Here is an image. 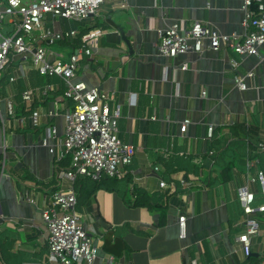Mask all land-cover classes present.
Masks as SVG:
<instances>
[{
    "label": "crops",
    "instance_id": "crops-1",
    "mask_svg": "<svg viewBox=\"0 0 264 264\" xmlns=\"http://www.w3.org/2000/svg\"><path fill=\"white\" fill-rule=\"evenodd\" d=\"M122 3L107 1L87 19L49 14L44 20L46 29L63 34L103 30L73 81L114 93L120 136L135 154L124 177H79L74 185L76 211L99 246L96 264H264V212L254 215L261 232L252 238L251 255L237 241L246 229L238 189L264 171V47L248 56L231 47L214 51L208 42L201 52L176 57L158 50L162 31L172 25L189 30L196 21L244 36V0ZM80 44L48 45L49 59L67 60ZM30 56L15 55L0 71V264H52L42 213L54 191L71 185L64 177L70 157L59 161L43 144L50 127L65 135L72 107L67 86L58 76H41ZM237 75L246 77V90L237 86ZM28 90L30 101L23 97ZM250 189L255 207L263 205L260 183L251 182ZM143 199L166 202V215L139 205Z\"/></svg>",
    "mask_w": 264,
    "mask_h": 264
},
{
    "label": "built area",
    "instance_id": "built-area-1",
    "mask_svg": "<svg viewBox=\"0 0 264 264\" xmlns=\"http://www.w3.org/2000/svg\"><path fill=\"white\" fill-rule=\"evenodd\" d=\"M107 1L111 0H0V71L9 68L15 55H25L26 58L31 55L33 68L41 75L58 76L65 81L66 100L72 101V107L66 114L64 137L60 138L57 128L53 126L49 128L48 138L43 143L57 160L71 159L70 167L64 172L71 185L54 191L51 205L42 213L49 230L48 261L52 264H79L83 261L96 264L99 246L76 211L78 200L74 185L79 177L94 181H100L105 176L122 178L135 158L133 147L124 143L120 136L118 124L121 106L115 103L114 93L73 81L83 55L93 56L103 30L96 27L85 33L72 30L63 34L44 26L49 14L67 19L93 17ZM128 1L123 0L122 6L126 7ZM255 2L259 10L257 14L252 9ZM244 9L247 29L244 36L221 33L202 21H196L185 31L172 25L161 32L159 53L165 57H176L192 50L201 52L204 43L208 42L207 47L214 51L231 47L241 56L259 55L264 47V0H244ZM65 39L79 40L81 44L69 59L51 61L48 45ZM233 66L237 69L238 63L233 61ZM183 69H187V65ZM253 75L250 72L247 77ZM235 81L241 90L247 89L245 76L237 75ZM23 97L30 101L32 91H26ZM131 102L135 103L134 95ZM39 117L40 113L34 111L32 118L35 125L39 124ZM189 123V120L183 123L182 133L187 131ZM213 134L214 127L210 126L209 137H213ZM259 150L264 151V142L260 143ZM248 182V185L238 189L239 202L246 216V229L237 237V241L243 245L246 254L251 255L252 238L261 232L254 215L264 212V204L255 207L256 193L250 189V183L259 182L264 194V171L258 170L256 177H250ZM160 184L166 186L165 181ZM180 220L184 225L185 217ZM191 264L200 263L194 259Z\"/></svg>",
    "mask_w": 264,
    "mask_h": 264
},
{
    "label": "trees",
    "instance_id": "trees-1",
    "mask_svg": "<svg viewBox=\"0 0 264 264\" xmlns=\"http://www.w3.org/2000/svg\"><path fill=\"white\" fill-rule=\"evenodd\" d=\"M252 9L255 11V13L257 14L258 13V4L255 2L253 5H252ZM93 28H96V27H93ZM91 28V29H93ZM89 29V30H91ZM139 205L141 206H147L152 212L154 213H161V216L164 217L166 215V212H167V203L164 202V203H160V204H153L151 201H149L148 199H143Z\"/></svg>",
    "mask_w": 264,
    "mask_h": 264
},
{
    "label": "rangeland",
    "instance_id": "rangeland-1",
    "mask_svg": "<svg viewBox=\"0 0 264 264\" xmlns=\"http://www.w3.org/2000/svg\"><path fill=\"white\" fill-rule=\"evenodd\" d=\"M7 70V69H6ZM42 76V75H41ZM7 77V76H6ZM43 77H47V76H45V75H43ZM72 102V101H71Z\"/></svg>",
    "mask_w": 264,
    "mask_h": 264
}]
</instances>
